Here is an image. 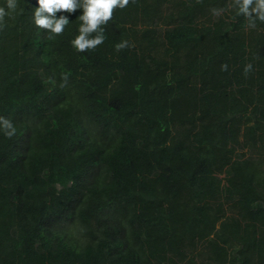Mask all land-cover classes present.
<instances>
[{"label": "trees", "instance_id": "16d2710c", "mask_svg": "<svg viewBox=\"0 0 264 264\" xmlns=\"http://www.w3.org/2000/svg\"><path fill=\"white\" fill-rule=\"evenodd\" d=\"M38 7L0 31V264H264V22L130 0L78 52Z\"/></svg>", "mask_w": 264, "mask_h": 264}, {"label": "clouds", "instance_id": "9594fccd", "mask_svg": "<svg viewBox=\"0 0 264 264\" xmlns=\"http://www.w3.org/2000/svg\"><path fill=\"white\" fill-rule=\"evenodd\" d=\"M130 0H38L39 7L34 11V23L38 28L48 31L52 36L62 35L69 24L67 16L57 13L72 14L78 9H83V15L78 19L82 22L79 35L72 41L73 47L78 52L94 50L104 42V28L113 17L116 8L123 9ZM233 6L237 8L238 15H243L248 21L249 28L256 27V21L264 22V0H233ZM18 7V0H6V7L0 6V31L7 25L5 18ZM214 15H220L223 9H212ZM51 38V36H50ZM129 47L127 41L115 45L117 51ZM228 65H221L222 71H227ZM251 64L245 66V73L250 72ZM68 75L62 76L61 87L68 82ZM0 126L5 134L11 137L15 134V128L10 119L0 117Z\"/></svg>", "mask_w": 264, "mask_h": 264}]
</instances>
